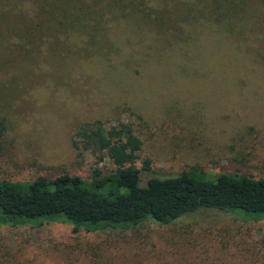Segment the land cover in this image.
Instances as JSON below:
<instances>
[{
    "label": "rangeland",
    "instance_id": "obj_1",
    "mask_svg": "<svg viewBox=\"0 0 264 264\" xmlns=\"http://www.w3.org/2000/svg\"><path fill=\"white\" fill-rule=\"evenodd\" d=\"M256 14L264 24V6ZM109 26L95 43L74 33L56 46L44 29L36 55L23 38L0 34V180L105 174L112 164L103 152L72 142L74 128L95 119L129 125L153 174L264 179V42L201 30L172 44L123 19ZM0 264H264V219L201 209L102 231L0 224Z\"/></svg>",
    "mask_w": 264,
    "mask_h": 264
},
{
    "label": "trees",
    "instance_id": "obj_2",
    "mask_svg": "<svg viewBox=\"0 0 264 264\" xmlns=\"http://www.w3.org/2000/svg\"><path fill=\"white\" fill-rule=\"evenodd\" d=\"M257 1L264 6V0H0V34L23 38L19 43H28L31 48L26 52L35 55L47 42L46 35H40L44 29L52 46L74 33L92 35L95 43L109 30V22L121 19L139 33L167 34L172 44L197 39L201 30L225 36L251 32L245 41L260 43L264 24L253 15L263 6ZM72 138L77 149L103 152L112 168L105 174L92 169L89 181L64 173L32 181L2 179L0 224L36 227L66 222L74 230L102 231L145 220L167 223L201 209L231 213L245 221L264 219L263 178L240 172L211 175L196 169L153 174L150 160L139 157V139L125 123L82 122ZM142 172L150 175L143 184Z\"/></svg>",
    "mask_w": 264,
    "mask_h": 264
}]
</instances>
